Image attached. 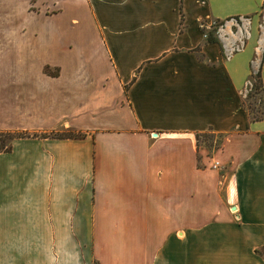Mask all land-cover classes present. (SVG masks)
Here are the masks:
<instances>
[{
    "label": "crops",
    "instance_id": "1",
    "mask_svg": "<svg viewBox=\"0 0 264 264\" xmlns=\"http://www.w3.org/2000/svg\"><path fill=\"white\" fill-rule=\"evenodd\" d=\"M258 76L264 0H0V264H264Z\"/></svg>",
    "mask_w": 264,
    "mask_h": 264
},
{
    "label": "rangeland",
    "instance_id": "2",
    "mask_svg": "<svg viewBox=\"0 0 264 264\" xmlns=\"http://www.w3.org/2000/svg\"><path fill=\"white\" fill-rule=\"evenodd\" d=\"M241 20L237 18L236 21L238 22L239 25H242L243 22H246V28H249L250 25H249L247 19H241ZM218 25H219L218 23H215V26H218ZM234 28L238 29L237 25H234ZM259 29H260V27H259ZM210 35L213 37L214 32L213 31H209L208 32V37ZM260 87L261 86L259 84V80H258V78H256L255 86H254L253 91L250 93V96H249L250 98H249V102H248V105H247L251 115L253 117H255V118H260L262 116V114L264 113V104H263L262 96L260 94L261 93L260 92L261 91ZM4 133L12 134V133H15V132H4ZM49 135L50 136L58 135V136L69 137V136H77L78 134H74V133H71V132H60V133L58 132V133H51ZM27 136L30 137L31 134L27 133ZM2 139L5 141L6 148L8 149L9 146H10L11 140L8 138V136L7 137L4 136ZM222 139H223L222 135H218V134H216L214 132H207L205 134L199 135V143H200L201 147L207 149L210 152L216 151V150H218L220 148ZM263 253H264V251H263Z\"/></svg>",
    "mask_w": 264,
    "mask_h": 264
},
{
    "label": "trees",
    "instance_id": "3",
    "mask_svg": "<svg viewBox=\"0 0 264 264\" xmlns=\"http://www.w3.org/2000/svg\"><path fill=\"white\" fill-rule=\"evenodd\" d=\"M209 42H215V39L210 35L209 36ZM258 78V80H259V76L257 77ZM259 84H261L260 83V80H259ZM261 86V85H260ZM261 88V87H260ZM261 90V89H260ZM7 137L8 136V138L11 140V141H13L14 139H21V138H26V137H28L27 136V133H24V132H15V133H12V134H10V133H4V132H0V153L1 152H6L8 149L6 148V144H5V141L2 139L3 137ZM52 137H65V136H58V135H52ZM79 137H81V135H77V136H69V137H67V138H79ZM263 251H264V249H262V250H257V253L259 254V255H261V256H263L264 255V253H263Z\"/></svg>",
    "mask_w": 264,
    "mask_h": 264
}]
</instances>
